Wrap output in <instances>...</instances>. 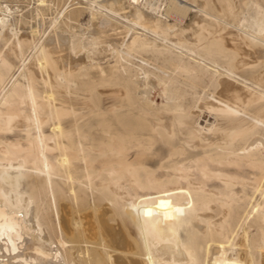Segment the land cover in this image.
<instances>
[{"label": "bare ground", "instance_id": "bare-ground-1", "mask_svg": "<svg viewBox=\"0 0 264 264\" xmlns=\"http://www.w3.org/2000/svg\"><path fill=\"white\" fill-rule=\"evenodd\" d=\"M84 2H0V264H264V0Z\"/></svg>", "mask_w": 264, "mask_h": 264}, {"label": "rangeland", "instance_id": "rangeland-1", "mask_svg": "<svg viewBox=\"0 0 264 264\" xmlns=\"http://www.w3.org/2000/svg\"><path fill=\"white\" fill-rule=\"evenodd\" d=\"M0 2H1V5H2L3 8H4V4H5L8 8H10L12 10L11 12H12V15L14 16V17L12 16V18L14 20L17 19L15 22H17L19 20L17 25L19 26L21 31H23L24 29H29L30 26H32L33 28L39 29V33L36 34L35 40L38 38L39 34L41 35L43 32L48 31V28L50 29L49 26L51 24L50 22L52 21L51 19H53V20L55 19L54 17H56L57 11H60L61 9H64V8H66L65 11H67V10L71 9L72 7L76 6L77 4L78 5H82V6L83 5L87 6V4H86V2H84V0H45L44 1L45 4L43 2V4H41V5L37 4L38 0L37 1L36 0H0ZM36 8L39 9V11ZM83 8H86V10L83 9ZM81 9H83V12H84V14L81 16V18H78V21L72 22L71 24L69 23L70 28H72V29H68V31L67 30H65V31L62 30L61 34L65 35V36H69V30H73L76 33H80V32L83 31V28L85 27L83 25H86V23H87V19H86L87 18V7L83 6ZM111 17H112L111 20L113 19L112 21L116 22V24H118V25H120L122 23L125 24V27H127V25H129L128 22H127L128 24H126V21L123 18L119 17V16L118 17L117 16H114V17L111 16ZM62 21H63L62 16H59L57 18V22L54 24V26L55 25L56 26L55 27L52 26V29L55 28V29H57L59 31H60V29L62 27L66 29V27H64L65 25H64V23ZM124 24L121 25V26H124ZM212 25L214 26L213 23H212ZM57 26H59V27L57 28ZM134 29L137 30L138 26H135ZM134 29L130 30L128 32V34L125 37V39H127L129 35H133L135 32H140L141 31L139 29L137 31H135ZM3 44H5L4 40H1L0 41V49L1 50H2V47H3V50H5L7 48L6 44H8V43L6 42V44H5L6 46H3ZM28 53H29L28 51H25L24 55H26ZM103 56L104 55L102 54V58H104V61H103V59H101V62H103V64H105V61H106L105 57L106 56H104V57ZM16 60H17L16 58H13V63L14 64H18L17 63L18 60L17 61ZM153 99L157 103H159V101H160V98L157 95H154ZM200 122L202 124L205 123L202 120ZM179 231H180L181 236L184 237V227L183 226L179 229Z\"/></svg>", "mask_w": 264, "mask_h": 264}]
</instances>
